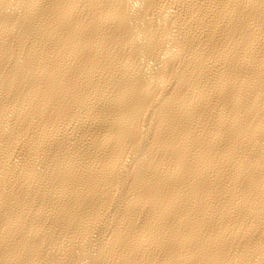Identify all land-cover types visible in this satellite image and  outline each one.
I'll use <instances>...</instances> for the list:
<instances>
[{
  "label": "bare ground",
  "instance_id": "bare-ground-1",
  "mask_svg": "<svg viewBox=\"0 0 264 264\" xmlns=\"http://www.w3.org/2000/svg\"><path fill=\"white\" fill-rule=\"evenodd\" d=\"M0 264H264V0H0Z\"/></svg>",
  "mask_w": 264,
  "mask_h": 264
}]
</instances>
